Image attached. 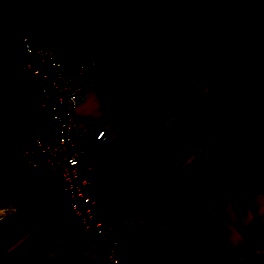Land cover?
<instances>
[{"label":"crops","instance_id":"obj_1","mask_svg":"<svg viewBox=\"0 0 264 264\" xmlns=\"http://www.w3.org/2000/svg\"><path fill=\"white\" fill-rule=\"evenodd\" d=\"M40 1L42 14L32 25L39 43L62 60L94 64L76 117L86 128L85 146L106 130L83 165L90 166L100 216L121 225V263L167 264L165 244L200 229L245 175V155L256 172L225 198L224 238L264 264V115L229 148L212 136L213 99L202 92L212 78L240 75L246 66L264 76V0ZM12 26L0 25V54L24 30L7 40ZM31 63L22 55L0 65V264H69L73 257L111 264L70 215L51 169L25 158L54 128ZM256 95L264 98V86ZM225 153L226 162L208 176L196 173L197 163ZM213 169L219 175L211 180ZM237 207L248 214L239 217Z\"/></svg>","mask_w":264,"mask_h":264},{"label":"built area","instance_id":"obj_2","mask_svg":"<svg viewBox=\"0 0 264 264\" xmlns=\"http://www.w3.org/2000/svg\"><path fill=\"white\" fill-rule=\"evenodd\" d=\"M32 25L24 30L21 43L25 55L32 61L31 68L42 95V109L53 118L54 128L36 138L25 151V158L31 166L47 165L51 169L62 186L72 218L106 250L111 264H122L117 241L121 225L109 223L100 216L92 190L93 180L88 175L90 166L83 165L88 150L106 140V130H100L95 141L85 146L86 128L76 117L91 82L93 61L60 59L54 50L39 43ZM4 216L5 211L1 209L0 218Z\"/></svg>","mask_w":264,"mask_h":264},{"label":"trees","instance_id":"obj_3","mask_svg":"<svg viewBox=\"0 0 264 264\" xmlns=\"http://www.w3.org/2000/svg\"><path fill=\"white\" fill-rule=\"evenodd\" d=\"M14 8L18 3H25L30 9L27 22L29 27L42 14L40 0H0ZM25 30V29H24ZM20 31L7 52L0 54V65L25 55ZM37 35V33H36ZM38 37V35H37ZM264 86V76L255 75L250 66L244 72L232 77H215L209 80L202 92H208L213 99V133L212 136L225 140L229 148H237L254 130L257 121L264 115V98L257 97L258 88ZM126 132L130 129L121 121ZM227 153L195 165L198 175L208 176L213 165L226 162ZM247 171L231 188L226 189L218 207L206 218L200 229L180 242L166 243L164 246L167 264H260L253 250L240 251L232 247L224 238L228 219L223 212L225 198L236 189L245 186L256 172L252 159L243 155ZM236 214L243 218L248 214L244 208H235ZM69 264H79L73 257Z\"/></svg>","mask_w":264,"mask_h":264},{"label":"rangeland","instance_id":"obj_4","mask_svg":"<svg viewBox=\"0 0 264 264\" xmlns=\"http://www.w3.org/2000/svg\"><path fill=\"white\" fill-rule=\"evenodd\" d=\"M20 1V0H16ZM30 16V9L29 7L23 3L20 2L15 8H8L3 2H0V25L5 24L7 21L10 20L11 23H13L12 29L7 30V34L5 36V39L9 40V37L14 38L16 31L18 29H25V24L28 21V18ZM20 29V30H21ZM3 36L0 35V42L2 45L4 44ZM217 168H222V165H220ZM216 170V171H215ZM213 178L211 180L216 179L219 175V171L217 169H213Z\"/></svg>","mask_w":264,"mask_h":264}]
</instances>
